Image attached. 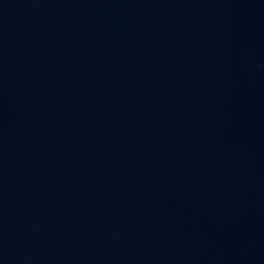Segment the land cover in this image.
Listing matches in <instances>:
<instances>
[{"label":"water","instance_id":"95a60500","mask_svg":"<svg viewBox=\"0 0 264 264\" xmlns=\"http://www.w3.org/2000/svg\"><path fill=\"white\" fill-rule=\"evenodd\" d=\"M0 264H264V0H0Z\"/></svg>","mask_w":264,"mask_h":264}]
</instances>
